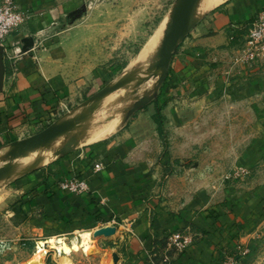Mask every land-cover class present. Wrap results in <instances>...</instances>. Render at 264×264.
<instances>
[{"label": "crops", "instance_id": "obj_1", "mask_svg": "<svg viewBox=\"0 0 264 264\" xmlns=\"http://www.w3.org/2000/svg\"><path fill=\"white\" fill-rule=\"evenodd\" d=\"M84 3L17 0L28 20L6 40L0 149L78 110L98 86L100 77L86 76L74 57L78 40L58 31ZM262 11L264 0H225L196 21L175 50L158 97L163 137L155 106L147 112L144 106L115 134L79 144L50 166L22 175L13 185L18 198L6 212L59 236L113 226L115 233L99 241L118 256L117 264H219L236 252L264 215V56L238 61L236 38L243 31L231 25H246ZM239 138L245 143L232 173L215 187L204 188L196 175L181 172V159L203 143L210 140L211 153L236 152ZM99 160L105 168L91 173ZM239 167L247 175H238ZM74 174L87 180L86 193L58 188L59 180ZM176 231L193 236L180 252L167 248L166 238Z\"/></svg>", "mask_w": 264, "mask_h": 264}, {"label": "rangeland", "instance_id": "obj_2", "mask_svg": "<svg viewBox=\"0 0 264 264\" xmlns=\"http://www.w3.org/2000/svg\"><path fill=\"white\" fill-rule=\"evenodd\" d=\"M174 2L175 0H85L83 7L76 14L66 18L58 26L59 32L78 40L74 57L80 67L86 68V76L96 74L100 77L98 86L92 90L91 94L86 95V100L120 78L123 83L118 90L108 94L110 98L102 102L108 96L106 95L102 101L100 100L90 116L67 134L68 142L74 138L76 147L82 143L85 145L83 137L87 138L91 131L93 132L92 128L96 129L103 122H107L110 116L122 115L137 99L153 92L157 74L152 77L151 75L143 77L142 74L127 77L123 75L127 66L135 60L149 38L159 34L167 24ZM142 79L143 82L140 81ZM162 86L156 93V99L161 95ZM156 99L145 106V108L149 107L144 112L152 109ZM77 109L75 110L77 112L72 113L74 116L83 110L81 106ZM127 121L124 116L123 121H120L107 137L115 134ZM241 140L239 138V141H235L236 152L211 153L208 150L211 145L210 140L208 143H203L198 153L191 154L190 158L181 159V165L185 167L181 172L185 170L187 176L196 175L204 188L214 186L218 178L230 174L235 158L241 154L238 150L245 143ZM93 142L96 141L86 142V144ZM56 147V149L60 148L58 145ZM65 156H60L58 152L48 164L29 171L48 167ZM3 164L6 163L3 162L0 167ZM10 165L11 170L6 176L14 171L16 161L11 162ZM172 172L179 173L176 169ZM22 175L3 184L0 183V264H25L35 256L38 244L50 237L61 239L62 250L56 253L48 244L41 243L40 246L46 250L41 264H113L110 246L103 245V241H99V237H94L92 231H90V251L85 253L78 246V233L59 236L36 231L30 223L21 220L19 214L9 215L6 212L7 205L10 202L13 204L18 198V195L13 192L16 189L13 185ZM251 233L246 243L248 245L245 242L238 245L241 249L248 251L239 254L238 249H235L236 252L231 255L238 256L242 264H264V215L258 218L255 227L251 228Z\"/></svg>", "mask_w": 264, "mask_h": 264}, {"label": "water", "instance_id": "obj_3", "mask_svg": "<svg viewBox=\"0 0 264 264\" xmlns=\"http://www.w3.org/2000/svg\"><path fill=\"white\" fill-rule=\"evenodd\" d=\"M199 0H175L169 21L165 27L163 37L160 46L157 51V62L154 66L156 71H160L156 80V85L154 90L149 95H144L137 99L133 105L128 109L125 115L127 120L134 114V112L140 110L144 106L148 105L152 100L156 99L158 89L164 83L168 72L170 63L175 50L177 49L180 42H182L195 25L197 20H193L194 10ZM4 48L0 46V89L2 88L3 78L5 75V63H4ZM155 76L154 74L151 75ZM143 82L144 80H140ZM123 83L121 79L117 82L107 85L87 100H85L81 107V110L76 116H68L58 119L41 131L33 134L27 138L15 140L8 145V151L2 156V161L6 163L0 167V180L4 178L11 170L10 163L20 154L32 150L40 145L48 144L52 142L57 137L67 134L78 127L81 122L86 120L90 116V113L96 107V105L102 100L106 95L118 90ZM75 139L69 140L68 144L60 151V156L67 155L72 152L75 148ZM116 231L113 226L102 227L93 232L94 237L103 236L108 238L112 236ZM113 264H117L118 256L116 254L112 255ZM36 264V263H34Z\"/></svg>", "mask_w": 264, "mask_h": 264}, {"label": "bare ground", "instance_id": "obj_4", "mask_svg": "<svg viewBox=\"0 0 264 264\" xmlns=\"http://www.w3.org/2000/svg\"><path fill=\"white\" fill-rule=\"evenodd\" d=\"M224 1L225 0H199L194 10L193 20H198L206 12L218 6ZM166 25L167 24L164 25L163 29L160 31L159 34H155L154 36L149 38L148 42L145 43L146 45L136 55L135 60H133L125 69V72L123 75L124 77L140 75V74H142L143 77H146L147 75H152V74L159 75L160 71H156L154 69V66L158 60L157 51L160 46ZM108 98H110V95L106 96L103 99V101L102 100L101 101L104 102L105 99H108ZM126 112L127 111L122 113V115L120 114L119 116H115V115L110 116V119L107 122H103V124H101L98 127L96 126L97 127L96 129L95 127L94 129L92 128L93 132L91 131V134H89V136L85 138L84 141L85 142L97 141V140H101L107 137L108 135H110V133L117 126V124L120 121H123V118ZM70 117H74V114L70 115ZM67 134L57 137L56 139H54L52 142L48 144H43L25 153H20L12 161V163L16 161L14 171H12V173L9 174L8 176H5L4 178H2L0 180V183L3 184L7 182L8 180L18 177L29 170H32L39 166L48 164L55 157V155H57L58 152L60 153V151L68 144ZM56 145L60 146V148L56 149L57 148ZM7 151H8V147L0 149V164L3 163L1 159H2V156ZM78 240H79L78 241L79 248H81L85 253L89 252L90 243H91V232L88 230L79 232ZM41 243L48 244L52 249L56 251V253H60V251L62 250L61 239L56 238V237H50L38 244V246L36 247L35 256L30 261H27L25 264H34V263L41 264L42 258L44 254L46 253L45 248L43 249L40 246L42 245Z\"/></svg>", "mask_w": 264, "mask_h": 264}, {"label": "built area", "instance_id": "obj_5", "mask_svg": "<svg viewBox=\"0 0 264 264\" xmlns=\"http://www.w3.org/2000/svg\"><path fill=\"white\" fill-rule=\"evenodd\" d=\"M28 13L19 8L17 0H0V46L6 51V40L8 36L20 26L26 24ZM232 29L243 31V34L230 37L231 40L236 38L239 47L238 61L249 63L261 59L264 56V11L257 13L246 25H231ZM26 51L25 53H27ZM16 56L8 54V59L13 60ZM105 164L102 160L94 162L91 166V173L102 171ZM236 173L240 176L247 175L246 168L239 167ZM57 186L61 190L80 195L88 191V183L85 178L74 174L65 177L57 182ZM115 222V221H113ZM167 248L176 251L185 250L193 242V236L189 232L176 231L171 233L167 238ZM239 254H244L248 250L239 246L236 247ZM167 258H164L166 261ZM221 264H242L240 259L234 255L226 254Z\"/></svg>", "mask_w": 264, "mask_h": 264}, {"label": "trees", "instance_id": "obj_6", "mask_svg": "<svg viewBox=\"0 0 264 264\" xmlns=\"http://www.w3.org/2000/svg\"><path fill=\"white\" fill-rule=\"evenodd\" d=\"M159 99H156L154 101V106H155V113H154V120L157 125V130L160 134V136L163 137V122H162V115H161V110L163 108V103H159ZM238 257V256H236Z\"/></svg>", "mask_w": 264, "mask_h": 264}]
</instances>
